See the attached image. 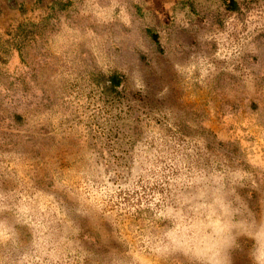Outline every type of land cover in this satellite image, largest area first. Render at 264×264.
Instances as JSON below:
<instances>
[{"label": "rangeland", "instance_id": "rangeland-1", "mask_svg": "<svg viewBox=\"0 0 264 264\" xmlns=\"http://www.w3.org/2000/svg\"><path fill=\"white\" fill-rule=\"evenodd\" d=\"M34 5L0 34V264H264V0Z\"/></svg>", "mask_w": 264, "mask_h": 264}, {"label": "crops", "instance_id": "crops-1", "mask_svg": "<svg viewBox=\"0 0 264 264\" xmlns=\"http://www.w3.org/2000/svg\"><path fill=\"white\" fill-rule=\"evenodd\" d=\"M37 0H0V34L31 13Z\"/></svg>", "mask_w": 264, "mask_h": 264}, {"label": "trees", "instance_id": "trees-1", "mask_svg": "<svg viewBox=\"0 0 264 264\" xmlns=\"http://www.w3.org/2000/svg\"><path fill=\"white\" fill-rule=\"evenodd\" d=\"M109 83H110L111 87L117 88L120 85V80H119V78L116 75H112L109 78Z\"/></svg>", "mask_w": 264, "mask_h": 264}]
</instances>
